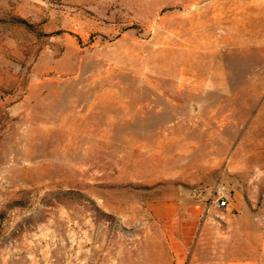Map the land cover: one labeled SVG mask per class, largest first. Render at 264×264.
<instances>
[{
	"label": "rangeland",
	"instance_id": "374dc122",
	"mask_svg": "<svg viewBox=\"0 0 264 264\" xmlns=\"http://www.w3.org/2000/svg\"><path fill=\"white\" fill-rule=\"evenodd\" d=\"M218 188L264 212V0H0V264H209Z\"/></svg>",
	"mask_w": 264,
	"mask_h": 264
},
{
	"label": "crops",
	"instance_id": "0c3cea01",
	"mask_svg": "<svg viewBox=\"0 0 264 264\" xmlns=\"http://www.w3.org/2000/svg\"><path fill=\"white\" fill-rule=\"evenodd\" d=\"M234 207L235 214L227 207L219 214L193 213L188 224L182 220V230L185 224L198 230L194 248H209V264H264V212L251 211L239 201ZM184 243L170 240L171 248H185Z\"/></svg>",
	"mask_w": 264,
	"mask_h": 264
},
{
	"label": "built area",
	"instance_id": "2783aa9c",
	"mask_svg": "<svg viewBox=\"0 0 264 264\" xmlns=\"http://www.w3.org/2000/svg\"><path fill=\"white\" fill-rule=\"evenodd\" d=\"M214 195L217 197V203L216 206L221 207H227L228 202L226 199H224V188H218L214 190Z\"/></svg>",
	"mask_w": 264,
	"mask_h": 264
}]
</instances>
